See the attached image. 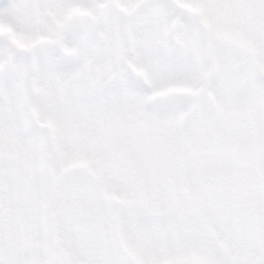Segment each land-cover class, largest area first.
Here are the masks:
<instances>
[{"label": "snow or ice", "instance_id": "snow-or-ice-1", "mask_svg": "<svg viewBox=\"0 0 264 264\" xmlns=\"http://www.w3.org/2000/svg\"><path fill=\"white\" fill-rule=\"evenodd\" d=\"M0 264H264V0H0Z\"/></svg>", "mask_w": 264, "mask_h": 264}]
</instances>
